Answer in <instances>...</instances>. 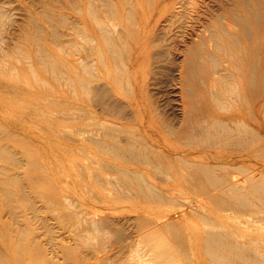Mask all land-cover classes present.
I'll list each match as a JSON object with an SVG mask.
<instances>
[{
  "label": "bare ground",
  "instance_id": "bare-ground-1",
  "mask_svg": "<svg viewBox=\"0 0 264 264\" xmlns=\"http://www.w3.org/2000/svg\"><path fill=\"white\" fill-rule=\"evenodd\" d=\"M246 1L248 2V0ZM91 2V0H82L81 9L80 11L78 10L79 12L76 15L79 27H76L79 30L81 26L83 34L87 32V34L83 35L79 33V35H83V37L90 35L91 38L90 36H87V38L89 40L93 38L92 42L97 40L98 48L103 46L101 38H104L103 41H105L107 33L110 34L111 32H107L108 27L104 25L106 22L103 23L101 21L103 26H105V28L103 26L101 28L100 25L102 23L99 25V22L93 17L96 15L91 16V10H95L97 14L96 8H94L96 6H90ZM129 3L127 2L128 5H131ZM247 4L245 5L247 6ZM261 4L263 5V2ZM110 5L113 4L111 3ZM90 7H92L91 10ZM127 7L129 9H125L130 11V7L132 6ZM111 8L109 6L108 9L111 11ZM108 13L112 19V15H110V12ZM129 13H132V16L134 15V18L139 20L141 31L138 33L139 36L134 39L128 51H126L127 53L125 52L127 56H125L124 61L122 62V58L120 59L122 52L120 56L117 54V50H120L119 47L116 46L118 49L114 48L115 39L113 40L108 35L109 39L112 38V40H108L114 41V43L110 42L111 45L109 41L108 43L106 41L104 44H109L106 46L111 45L109 50L113 47L112 51L115 54L114 56L112 55L113 60H116L114 57L118 56L122 62L121 64L124 63L125 69L119 77L131 88L130 90L126 89L128 92L130 91L129 95L125 91L128 95L127 99H130L122 102L117 98V93L114 90L110 92L108 87V91L102 92L101 96L92 101V106L99 107L101 109L100 112L107 114L109 118L103 117L100 113H95L94 111H90L84 115L83 112L88 107L81 105L76 106L74 110L65 109L58 102L55 95L52 96V100L46 99L49 96L46 92L42 93V95H38L37 92L34 94L26 90L24 86H12L11 83H6L0 79V112L5 119L0 121V264H30L31 260H38L36 257L40 255L41 247L35 244L34 247L37 252H32V243H34L35 239L30 240L27 236V228L30 226L31 220L30 211H33L34 214L40 213L42 207L39 209L36 204L37 202H44L47 197L45 181L48 178L47 172L51 167L46 162L48 159L49 165L57 168L55 164L59 161L60 148L58 138L68 136L67 130L63 127L65 124L73 131V138L71 139L75 141L73 149L78 154L76 158L79 173L82 175V169H84L88 173L87 176L89 178L94 176L96 183H99L101 186L108 187L112 185L115 188L117 186L133 187L136 185L137 187H146L140 189L143 198L153 201H170L173 199L172 197L176 196L174 195L175 193L168 192L163 188L181 184L180 190L182 193L180 192L178 195L183 199V206L181 208L184 209L180 210L178 218L171 221H169L170 218H167V222L165 223H161V220H153V223L157 227V231L171 232L170 234L176 240L179 248L186 255L188 254L190 262L193 260L196 264H202L201 259H194L193 256L195 248L187 237L188 234L192 233L198 239L200 245H205L206 249L204 251L209 255L211 264H264V84L259 85L260 78L264 75V14L259 16L255 14V18L258 19V24L261 26L260 41L252 44L253 37L249 32L250 34L246 33L244 52L239 53L234 47H229L230 45L227 48H223L226 58H230L233 61L239 58L238 61L242 64V67L229 65L230 67L228 66V68L225 65L226 61H224L225 64L219 62V55L217 57L215 53L217 49L209 51L206 48L208 41H213L216 45L215 40L222 43H231L236 39H240V35L235 33L236 29L231 23L232 21L225 17L226 21L224 23L220 22L223 20V17H220L221 14H219L220 16L216 15V19L212 24L216 27L209 26L205 21V12L198 6V9L195 10L196 15L192 18L193 24L188 26L184 33H181L182 31L179 32L183 36L180 38V34L171 36L169 31L160 28L162 26L160 25L161 18L163 17L162 12H160L158 18L154 19L155 25L152 28H148V26L152 19L155 18L156 12L147 14L141 13L139 9H136ZM238 13L232 9L229 11V14H234L238 18L237 20L239 21L237 23L241 24L240 21H246L247 15L243 13L245 16L240 17ZM105 16L107 17V14ZM127 16L130 17L129 14ZM130 18L129 20H131ZM256 19L255 22H257ZM95 20L98 22H96V25L101 29L96 28ZM248 20L247 22H249ZM132 21L135 20L133 19ZM167 22H169L168 19ZM120 25L122 26V24ZM111 26L113 28L115 25ZM116 28L114 27V32L117 33L118 29L115 31ZM105 29L107 31H104ZM82 30L79 31L81 32ZM75 31H77L76 28ZM122 32L123 29L118 34L120 35ZM208 32L209 36L207 37ZM50 35L53 36V34ZM38 37L40 38V36ZM53 37L55 38V35ZM122 38L125 39L124 35L118 40L120 41ZM186 38H193L194 43L190 47L186 46V50L182 51L181 47ZM38 41L40 42L41 38ZM83 42L86 43L85 40ZM259 43L260 45H258ZM37 44H35V47ZM75 45L73 46L74 49L75 47L77 48ZM152 45L161 48V50L159 48V52L158 49L155 51L157 55L153 52ZM218 46H220L219 43ZM81 47L84 49L82 44ZM39 49L42 48L40 47ZM58 49L60 51L59 45ZM78 50L77 48L76 51ZM197 50L200 52L198 56L195 52ZM87 51L93 56L91 49ZM180 51L184 53L185 58L181 62H178L180 57L178 58L177 56V60L175 55L173 57L170 53L176 54ZM22 53L24 52L22 51ZM189 53L192 54V57L189 56ZM67 54L69 57L72 55L68 52ZM153 56L156 61V63L154 62L155 64H160L165 59L170 73L172 70L170 68H173V71L178 70L180 73V85L182 87L181 102L183 105L178 125L173 124L174 117L169 119L165 116V112L163 113L162 111L164 106L159 111V105L155 104L154 100L153 103L148 100V96H146L144 101L140 98V92L144 93L143 88L146 85V80L144 78L140 79L139 70ZM46 57L44 59H47ZM59 57V55L52 56L53 59H59ZM88 58L84 57L83 61L79 62L72 57L69 63L73 67L79 68L81 66L83 70H86L91 63L90 70L92 71L91 68L93 67L94 69L96 67L95 65L93 66L94 62H90ZM101 58L100 55L99 59ZM208 58L212 59L210 65ZM99 62L101 64L100 60ZM103 63L101 65L105 66V63ZM115 64V67L119 65L118 63L117 65ZM203 64L209 66L207 67V74L209 73V69H213L216 72V74L213 73V76L218 73L215 76L216 78L212 75L200 74L199 65L203 66ZM120 65L119 67H121ZM30 67L32 68V66ZM52 68L51 71L54 69ZM164 70L163 74L168 71V67L166 71ZM86 71L85 73L88 74L89 72L87 71V73ZM116 71L115 75L118 73ZM203 71L205 72V69ZM197 72L201 77L197 78L199 76L196 74ZM229 72L232 75H229ZM107 73L109 74V72ZM168 73L169 71L167 72V78L169 77ZM146 74H148L147 70L144 71V75ZM88 75L92 77V74ZM226 75L232 78H242L241 85L233 87L231 86L233 84H230L228 80L229 86H225L226 83H224L223 79L227 78ZM43 76L39 78L40 81L44 79ZM59 76L61 75L59 74ZM63 76L66 75L63 74ZM93 78L96 77L93 76ZM97 78L99 79V77ZM147 78L149 77L147 76ZM79 79L82 78L80 77ZM158 80L156 81L157 84H159ZM55 81L57 80L55 79ZM84 81L87 82V80ZM122 81L119 83H122ZM55 83L53 84V89L54 93L57 94L58 86ZM91 83H88V87H90ZM218 86H220L221 91ZM32 87L37 89L35 85ZM85 88L83 86L82 90H88L87 87ZM97 91L100 93V90ZM224 91H226V94L227 92L230 95L232 94L238 103L240 101L245 103V101L249 100V97L254 99V103H250L246 109H241V107L233 108L232 110L231 108L228 109V107H233V105L225 98ZM141 96H144V94ZM152 97L155 98L154 95ZM127 108L130 109V112L127 111ZM176 118H179V116ZM102 119L104 121H101ZM133 119L137 122L136 126H130L125 123V121L128 122L127 120ZM88 123H94L93 127L87 125ZM168 134L181 141L182 144L176 145L170 143L167 138ZM85 140L91 141L88 142L89 144L94 142L97 148L89 150L90 146L89 144H85ZM32 149L36 152L35 156L29 154V150ZM84 159H88L89 161L85 162L86 160L84 161ZM87 163L90 165L91 170L85 165ZM174 170L183 171V173L175 175ZM231 171L237 172L240 177H230ZM158 174H165L166 177L161 178ZM184 186L187 189L183 188ZM207 187L208 189L211 187L219 189V193L215 194L212 199L217 204H222L224 209L234 208L239 210L240 216L243 215V219L235 224L222 223L216 212L206 210L205 204L207 201L200 200L197 197L203 194L200 189ZM53 198L58 199L60 203L65 202L64 195L53 194ZM65 200L70 199L65 197ZM78 213L80 214V211ZM196 216H200V219H205V223L207 224L206 229L197 228L191 232L189 227L185 229L181 228L180 223H183V219H194ZM78 221L80 222V219ZM149 222L144 217L141 218L140 229H144ZM250 222L256 224L257 228L253 229L252 226H245L251 225ZM91 223L92 226L96 227L99 222L94 220ZM259 224H262V229L259 227ZM102 227L99 228L101 229ZM98 231L97 228L96 232ZM247 232L250 234L245 235ZM186 249L190 253H187ZM110 255L100 258L95 264H107L108 260L112 258V255ZM42 258L44 259L43 251ZM160 259H164V257Z\"/></svg>",
  "mask_w": 264,
  "mask_h": 264
},
{
  "label": "rangeland",
  "instance_id": "rangeland-1",
  "mask_svg": "<svg viewBox=\"0 0 264 264\" xmlns=\"http://www.w3.org/2000/svg\"><path fill=\"white\" fill-rule=\"evenodd\" d=\"M91 1L92 2L90 3L91 4L90 6L93 7L96 6L94 8H96L97 11L96 14L94 8H93L94 11H92L91 10L92 7H90V10L92 11V12L90 11V13H92L91 16L96 15L93 17L96 18V20L99 22V25L102 22L103 23L106 22V24L104 23V25L108 27L107 28L108 31L106 29L104 31L107 32L110 31L111 33L110 32L109 33L112 35L111 36L106 32L107 37L105 35L106 37L105 41H103L104 38H101L103 46L98 47L99 49L97 48V40H94V42H92L93 38L89 40L87 36L90 35L87 36L85 35L86 38L83 37V35L87 34V32H84L83 34L82 27L80 26L79 28V30H82L81 31L82 33L77 28L79 27V25H77L78 22L76 19V15L81 9L82 0H0V79H2L6 83H11L12 86L15 85L24 86L26 90H29L31 93L34 94H36L37 92L38 95H42V93L46 92L47 95H49L47 96L46 99L52 100L53 98L52 96L55 95L58 99V102L65 109L74 110L76 106L81 105L88 107L85 108L83 112L84 115L88 114L90 111L92 112L94 111L95 113H100L103 117L109 118L107 114H102L100 112L101 109L99 107L97 108L92 106V101L93 99H96L98 96H101L102 92L108 91V87L110 92L114 90L117 93L116 94L117 98L122 102L123 101L126 102L127 100L130 99V98L127 99L130 93V91L128 92L127 90H130L131 88L129 87V85H126L127 83L125 81H122V79L119 77V75L122 74L121 72L124 71L125 69L124 63L121 64L124 61L125 56H127L125 52L128 51L134 39L139 36L138 33L141 31V27L139 26V20L137 18H134V15L132 16V13H129L130 11L133 12L134 10L139 9L141 13L151 14V12H156L155 18L152 19L151 23H149L148 28L154 27L155 25L154 19L158 18L160 12H162L163 17L161 18L160 21V25L162 26H160V28L169 31L171 33V36L179 35L180 34L179 32L181 31H182L181 33H184L186 28L193 24L192 18L194 17V15H196L195 10L198 9V6L201 10H203V12H205V17H206L205 21L209 26L210 25L214 26L212 24L216 19V15L218 14L217 16H220L219 14H221L220 17L221 18L223 17L222 18L223 20L221 19L222 21L220 22L224 23L226 21L225 17L230 21H232L231 23L233 24V26H235L236 29L235 33L240 35V39L238 40L236 39L234 42L231 43H222L221 41L215 40L217 43L216 45L215 42L211 41L212 42L211 43L210 41H208L207 42L208 45H206V48L209 51H214L217 49L215 53L217 54V57L219 55L218 58L219 62L224 63V61H226L225 62L226 64L225 63L224 64L227 67L229 65L242 67V64L238 61L239 58L237 59L235 57L236 60L234 61L231 60L230 58L229 59L226 58L223 52L224 47L227 48L228 45H230L229 47H234L237 50V52L241 53L242 51L244 52L245 38L249 32L252 34L253 37L251 42L252 44L257 43V41H260L261 39L260 38V35L262 33L261 26L260 24H258L259 22L257 21L258 19L255 18L256 17L255 14H257L258 16L264 14V0H260L261 2H263V5L258 0H248V2L246 0H235V1L234 0H130V1L127 0L128 3L133 1L129 3L131 5H128L126 0H109V2H111L113 5H110L111 3L109 4L108 0H91ZM184 2L186 3L184 4ZM245 4L249 6L247 7ZM109 6L110 8L113 6L111 8V11L110 9H108ZM127 6H132L130 7V11L126 10L129 9V7ZM218 6H219V10H218ZM230 9H232L235 12L237 11V13L239 12L238 15L240 17L247 15L246 21H240L241 24L237 23L239 21L237 20L238 18H236L234 14H229ZM108 12H110V15H112L113 17L112 19L109 16ZM126 13H128L131 18L128 17L127 16L128 14ZM243 13H245V15H243ZM106 14L107 17L105 16ZM97 15H99L98 19H97ZM129 18L131 20H129ZM172 18L173 20H171ZM126 19L129 21V23ZM133 19L135 21H132ZM167 19L169 22H167ZM255 19L257 22H255ZM96 20H95V25L97 22ZM247 20L250 23L247 22ZM103 23L100 25L101 28L103 26ZM120 24H122V26ZM111 25H115L114 26L115 28L118 25L117 28L115 29V31H117L118 29L117 33L114 32V27L112 28ZM105 26L103 27L105 28ZM243 26L247 27L248 29ZM182 27L184 28V30ZM75 28L77 31H75ZM96 28L101 29L99 28L98 25H96ZM122 29L123 32L121 33L122 35L120 34L121 35L120 36L118 33H120ZM79 33L83 35H79ZM50 34H53V36L55 35V38ZM208 34L209 32L207 33V37L209 36ZM108 35L112 37L113 40L115 39L116 42L114 43V41H109L112 40V38L109 39L110 37ZM123 35L125 39L122 38L119 41L118 39L123 37ZM38 36H40L41 38L40 42L38 41L40 39ZM81 37L82 39H80ZM179 37L182 38L183 36H181L180 34ZM70 40H72L73 42L75 41L77 42L73 43L72 41L70 42ZM84 40L86 41V43L83 42ZM106 41L107 43L109 41V44L114 43L115 49H118L119 47L120 50H117V54H119L120 56L122 52V55L120 56V59L121 58L123 59V60L121 59L122 62L120 61L118 56L114 57V59L116 58V60L112 59L113 56L115 55L113 54L112 51L113 47L110 49L112 51L111 53L109 48L111 47L112 44L110 46H106L109 45V44H104V42L106 43ZM193 43H194L193 38H189V39L186 38L183 46L181 47V50L185 51L186 46L190 47L193 45ZM218 43L220 44V46H218ZM35 44H37L36 47ZM81 44L82 46H84V49H82L83 47H81ZM121 44L122 45L124 44L125 46L123 45L124 46L123 47ZM58 45L60 47V51L58 49ZM74 45L77 46L80 52H78L79 50L76 51L77 50L76 47L74 49L73 47ZM258 45H260V43ZM152 46H153L152 49L153 52L157 55L155 51L158 49L159 52L161 48L159 47L160 48L159 50V48H157L158 46L156 47L155 45ZM40 47L42 49L44 48L45 50L39 49ZM88 49H91V51H93L92 52L93 56H91L90 53L87 51ZM22 51L24 53H22ZM67 52L72 55L69 57ZM195 52L197 53V56L200 54L198 50ZM43 53L44 55H42ZM23 54L27 57H25ZM51 54L52 56L59 55L60 57L59 59H53ZM170 54L173 57L175 55L177 60L180 57L178 62H181L185 58L184 53L181 51L177 52L176 54L175 53H170ZM100 55L102 57L101 59L105 63L106 68L104 65H101L103 62L101 59H99ZM40 56L41 58H39ZM46 56H48L49 58ZM172 56H168V57L171 58ZM189 56L192 57V54L189 53ZM45 57L47 59H44ZM72 57L77 59L79 62L83 61L84 57H89L88 58L89 61L92 63L94 62L93 66L95 65L96 68L93 69L92 67L91 68L92 71H91L90 67L92 65L90 63V66L86 68V70L89 72L88 73L86 70H83L81 66L79 68L75 66L73 67L69 63ZM39 59H41L42 61L41 60L39 61ZM152 59H154V56ZM152 59L146 61L144 66H141V69L139 70L140 79L142 80V78H144L146 80V85H144V88L142 87L144 89V93H143L144 96H141L143 94L140 92L141 94L140 98L144 101L146 99V96H148L149 101L153 103L155 101V104L159 105V111L162 110L164 106V109L162 111L163 113L165 112L164 113L165 116H167L169 119H172L174 117L175 120L173 121V124L178 125L181 119V113H182L181 110L183 105L181 102L182 87L180 85V75H179L180 73L178 72V70L173 71V68H170L172 69L170 73L169 66L165 62L166 61L165 59H163V61L160 62V64L158 63L159 64L158 67H156L158 64H155L156 63L155 59L154 60ZM17 60L19 63L17 62ZM99 60L101 61V64ZM208 60L210 65L212 59L210 60V58H208ZM52 62L54 65L55 64L57 65L54 66ZM117 63L119 65L121 64L120 65L121 67H119ZM114 64L117 65V67H115ZM50 65L51 68L53 66L54 69L53 68L52 69L54 71L53 70L51 71ZM161 65L164 67H162ZM206 65L205 64H203V66L199 65L200 74L202 73L207 74V70H208L207 67L209 66ZM30 66H32V68ZM167 67L169 71L168 73L169 77L171 76V78L169 77L167 78L168 71L164 72L166 76L163 74V70L165 69L164 71H166ZM202 67L205 69V72L203 71L204 69ZM74 68L77 70H75ZM115 68L117 69L119 68V69L117 70ZM146 70L148 74L144 75V71ZM59 71L62 72L59 73ZM85 71L88 74H92V77H90L91 75L86 74ZM115 71L116 73L118 72L116 75H115ZM107 72H109V74ZM33 73H35V75H33ZM213 73L216 74V72L213 69H209V73L207 75L213 76ZM59 74L61 76H59ZM63 74L66 76H63ZM106 74L108 77L106 76ZM155 74L157 75L155 76ZM196 74L199 75L197 78L201 77V75L198 72ZM228 74L232 75L230 74V72ZM42 75H44L43 76L44 79L40 81L39 78H41ZM93 76H95L96 78H93ZM147 76L149 78H147ZM215 76L213 77L216 78ZM80 77L82 79H79ZM97 77H99V79ZM230 77L231 76H227L228 78V79L226 78L227 80L225 78L223 79L224 83H226L225 86H229V83H227L228 80L230 84H233L231 85L233 87L235 86L238 87L239 85H241L242 78L240 79L239 77L237 78L236 77L230 78ZM67 78L69 79L68 81ZM55 79L57 81H55ZM152 79L153 81H151ZM156 79L160 80V82L158 80L159 84H157ZM192 79L194 80V78ZM84 80H87V82H85ZM154 80L156 81L154 82ZM260 80L261 81L259 85H263L264 75L262 76V78H260ZM45 81L48 83V85H46L47 83ZM121 81L122 83H119ZM54 83L58 86L57 94L54 93V89H53ZM88 83H91L90 87H88L89 86ZM33 85L37 86V89L32 87ZM83 86L84 88L87 87L88 90H85L86 88L82 90ZM89 88L92 90H90ZM218 88H220V86H218ZM89 90L91 91V93ZM97 90H100V93ZM125 91L128 93V95L127 93H125ZM223 94L225 98L228 99L229 102H231V105H233V107H228V109L231 108V110L237 107H241V109L243 108L246 109L250 103L252 104L254 103V99L250 97L249 100L245 101V103L244 102L242 103V101L238 103V101H235L232 94L230 95V93L228 92L226 94V91H224ZM153 95L155 96V98L152 97ZM128 109L129 108H127V111L130 112V109L129 110ZM178 116L179 118H176ZM3 120L5 119L0 112V121ZM101 121L104 120L102 119ZM127 121L128 122L125 121V123H127L130 126H136L137 124V122L134 119ZM87 125L93 127L94 123H88ZM63 127L64 129L67 130L68 136L66 137L61 136L58 138L60 148H59V157H58L59 161L56 162L55 164L57 168H54L53 166L49 165L50 162L46 158L47 159L46 164L49 167H51L47 172L48 178L45 181V186L47 188L46 189L47 197L44 200V202H37L36 204L39 209L42 207V209H40L41 210L40 213L34 214L33 211H30L31 220H30V226L27 228L28 231L27 236L30 240L35 239L34 243H32L33 244L32 252L33 251L37 252L36 248L34 247L36 244L37 246L41 247L40 248L41 253L39 256L36 257V259L38 260L36 261L31 260V262L29 263L30 264H95V262L100 258L111 254L112 256L111 255L110 256L112 258L108 260L107 264H196L193 260L191 262L189 261L188 254L186 255L185 252L179 248L176 240L174 239L173 236H171L170 234L171 232L157 231L156 230L157 227L153 223L154 222L153 220L155 221L161 220V223H165L167 222L166 221L167 218H170L169 221L178 218L180 210L184 209L181 208L183 206L182 204L183 199H181L182 197L178 195L181 192L180 190L181 184H177L169 188L167 187L163 188L168 192L175 193L174 195L176 196L172 197L173 199H171L170 201L168 200L153 201L143 198L140 189L146 187H137L136 185L133 187L117 186L115 188L112 187V185L108 187L101 186L99 183H96L94 176L89 178L87 176L88 173L84 171V169H82V175L79 173L78 161L76 158L78 154L77 151L73 149L75 146V141L71 139L73 138L72 137L73 131L66 124ZM167 138L169 142L172 144H176V145L182 144L181 141L177 140L175 137H173L170 134L167 135ZM85 141H86L85 144H89L88 142H91L89 140H85ZM86 146L87 147L90 146L88 148L89 150L91 148H93V150L97 148L94 142H92V144H89V146L88 145ZM29 154L35 156L36 152L35 150L32 149L29 150ZM84 161L88 162L89 160L84 159ZM85 165H87L91 170L90 165L88 163ZM180 173H183V171H179V170L175 171V175H179ZM158 175H160L159 177L161 178L166 177L165 174H158ZM232 176L240 177L235 171L230 172V177ZM183 188L187 189L186 186H184ZM200 190L201 193L203 194H201L197 198L203 201H207L205 204L206 210H213L214 212H216V214H218L219 216V220H221L222 223L226 222V223L235 224L239 220L243 219V215L240 216L239 210L234 208L224 209L222 204H217L212 199V197L215 194L219 193L220 191L219 189H216L214 187L208 189L207 187ZM53 194L54 195L58 194L59 196L64 195V201L66 203L58 202V199L53 198ZM65 197L70 200H65ZM50 203L52 204L50 205ZM79 211L80 214L78 213ZM81 212L83 213L82 215ZM73 214H75V216H73ZM76 217L80 219V222ZM143 217L150 222L147 226H145L144 229H140V225H141L140 220ZM94 220L99 222L96 227L91 225L92 224L91 222H93ZM83 221L84 222L86 221V223H84ZM102 221L104 223V226ZM205 222L206 221L204 218L200 219V216H196L194 219H186V218L183 219V223H180V226L181 228L184 229L189 227V229L192 232L193 229L196 230L197 228L206 229L207 224ZM250 223L251 225H245V226H252L253 229L257 228L256 224H253L252 222ZM261 225L262 224H259V227L262 229L263 227H261ZM99 227H102L101 229L103 230H101ZM97 228L99 230L98 232H96ZM83 231H87L88 233ZM248 234L250 233L249 232L245 233V235ZM125 235L127 238L125 237ZM122 236L125 238H123ZM187 237L192 242V245L195 248L193 254L194 259H201L202 264H211L209 260V255L207 254V252L204 251V249H206L205 245L203 244L200 245L198 239H196V237L192 235V233L188 234ZM42 251H43L44 259L42 258ZM186 251L187 253H190L187 249ZM163 257L164 259H160Z\"/></svg>",
  "mask_w": 264,
  "mask_h": 264
}]
</instances>
